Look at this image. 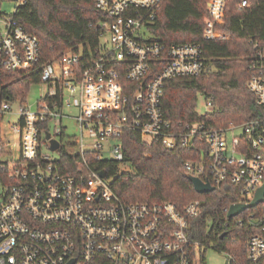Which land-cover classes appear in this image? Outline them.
Listing matches in <instances>:
<instances>
[{
    "label": "built area",
    "instance_id": "1",
    "mask_svg": "<svg viewBox=\"0 0 264 264\" xmlns=\"http://www.w3.org/2000/svg\"><path fill=\"white\" fill-rule=\"evenodd\" d=\"M25 1L0 0V62L8 70L39 72L50 91L35 111L21 100L17 110L11 98L0 100V264H204L209 247L192 233L200 199L182 206L123 200L99 162H123V133L136 130L144 142L196 148L198 158L185 164L188 174L214 190L233 185L239 202L248 203L264 183V116L225 127L201 119L176 124L165 116L167 82L199 76L207 57L202 42L167 45L149 31L163 0H95L104 14L96 48L80 44L44 62L40 40L15 18ZM5 2L12 11L4 17ZM228 4L207 0L205 39L227 37L221 27ZM258 5L264 0H238L236 7ZM251 42L247 86L264 108V42ZM200 98L206 104L199 114L212 112L211 98ZM10 116L14 122L6 121ZM65 118L79 132L72 141H63ZM237 128L242 133L229 138ZM52 140L59 142L55 149ZM248 209L237 219L256 228L246 260L223 252L227 264H264V199Z\"/></svg>",
    "mask_w": 264,
    "mask_h": 264
},
{
    "label": "trees",
    "instance_id": "2",
    "mask_svg": "<svg viewBox=\"0 0 264 264\" xmlns=\"http://www.w3.org/2000/svg\"><path fill=\"white\" fill-rule=\"evenodd\" d=\"M237 2L229 0L221 27L229 38L212 40L203 37L207 0L161 2L149 31L167 45L174 41L202 42L207 57L205 70L199 76L167 82L163 112L173 123L201 119L215 127H225L264 116V108L257 104L247 86L254 53L251 41L264 42V6L238 10ZM15 18L40 40V62H44L58 53L78 49L80 44L95 49L100 40L97 24L104 14L96 7L95 0H26L17 9ZM38 81L39 72L30 68L8 70L0 62V100L8 97L26 102L29 85ZM202 96L210 97L214 104L213 111L204 115L197 110ZM122 145L123 162L105 160L98 165L116 176L112 188L120 198L145 202L171 200L181 206L200 199L201 211L192 220L193 236L239 262L246 260L247 239L256 228L247 221L240 225L237 219L253 209L227 217L229 207L243 199L230 184L202 194L195 190L185 164L198 158L196 148L171 149L160 141L144 142L136 130L124 131ZM122 166L129 169L120 171Z\"/></svg>",
    "mask_w": 264,
    "mask_h": 264
},
{
    "label": "rangeland",
    "instance_id": "3",
    "mask_svg": "<svg viewBox=\"0 0 264 264\" xmlns=\"http://www.w3.org/2000/svg\"><path fill=\"white\" fill-rule=\"evenodd\" d=\"M2 12L4 13V17L9 14V12L12 11V5L11 3L5 2L2 6ZM1 16V15H0ZM1 19V18H0ZM228 37V36H227ZM109 38V34H106L103 37V41H106ZM229 38V37H228ZM50 91V86L42 81L38 82H32L28 87L27 97H26V104L30 110L35 111L37 109V103L39 100H41L43 97H45ZM20 99H12L11 105L13 110H17L19 108ZM205 99L200 98L198 102L197 110L198 112H204L205 111ZM72 113L75 114V109L72 108ZM16 117L10 116L9 118H6V121L14 122ZM65 123L67 124V129L65 131V136L63 137V141H67L69 137V141H72V136L75 134H79L78 129L75 124V120L73 118H65ZM242 133V130L240 128H237L234 130V132H229V138L233 135H239ZM15 149V152L17 151L18 147L16 145L13 146ZM129 169L128 167L122 166L120 171ZM116 176H113L112 179H114ZM111 179V180H112ZM205 256V264H224L226 260V255L223 252L218 251L217 249H214L213 247H210L207 249V251L204 254Z\"/></svg>",
    "mask_w": 264,
    "mask_h": 264
},
{
    "label": "water",
    "instance_id": "4",
    "mask_svg": "<svg viewBox=\"0 0 264 264\" xmlns=\"http://www.w3.org/2000/svg\"><path fill=\"white\" fill-rule=\"evenodd\" d=\"M49 136L50 134L48 133L47 137ZM58 145H59L58 141L52 140V146H51L52 149L57 148ZM100 174L102 176H105L106 175L105 170H102ZM188 178L191 180L195 190L198 193L202 194V193L211 192L214 190V186L209 181H204L199 176L188 175ZM263 199H264V183L258 188L255 198L252 201L248 203H244V202L233 203L227 211V217L231 218L233 216H236L243 210L256 206ZM224 235L225 233H223L221 237H223ZM227 263H228V260L226 259L224 264H227Z\"/></svg>",
    "mask_w": 264,
    "mask_h": 264
}]
</instances>
